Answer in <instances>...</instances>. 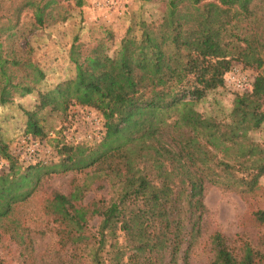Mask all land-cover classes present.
Segmentation results:
<instances>
[{
  "label": "trees",
  "instance_id": "obj_1",
  "mask_svg": "<svg viewBox=\"0 0 264 264\" xmlns=\"http://www.w3.org/2000/svg\"><path fill=\"white\" fill-rule=\"evenodd\" d=\"M70 17L71 4L60 0H0V106L44 83L32 38ZM69 58L75 75L40 90L25 110V135L45 140V110L67 116L81 106L104 117V136L96 146L63 144L53 166H24L0 126V155L9 162L0 175V242L6 235L31 249L33 229L22 212L44 178L94 169L107 180L108 196L77 206L55 194L68 204L60 245L70 247L74 261L191 264L208 186L254 191L264 176V143L251 136L264 124L251 103V96L264 97V0H169L163 16L128 29L112 58L79 38ZM235 62L257 73L251 91L237 93L224 120L201 113L197 105L225 86ZM126 87L137 97H122L129 108L120 111L114 90L126 96ZM255 215L264 223V211ZM209 245L210 264H264V253L249 240L235 245L217 231Z\"/></svg>",
  "mask_w": 264,
  "mask_h": 264
},
{
  "label": "rangeland",
  "instance_id": "obj_2",
  "mask_svg": "<svg viewBox=\"0 0 264 264\" xmlns=\"http://www.w3.org/2000/svg\"><path fill=\"white\" fill-rule=\"evenodd\" d=\"M60 1L71 4V17L66 22L40 30L32 38L37 59L46 71V80L33 94L18 96L13 103L0 106V126L4 137L24 166L38 162L53 166L60 161L59 149L63 144L96 146L104 136V117L93 108L81 106L71 107L67 116L45 110L44 123L49 132L45 140L25 135V110L38 102L40 90L51 89L75 75V66L69 58L75 39L100 44L104 53L112 58L128 29L141 20L152 21L163 16L169 0H124L115 8L100 6L99 0ZM212 30L218 33L217 26ZM232 68L248 74L252 80L256 78L257 73L243 63L235 62ZM126 90V96L122 91L114 90L120 111L129 108L122 97L134 100L137 97L134 87H126ZM237 93L225 83L224 87L200 102L197 109L207 116L224 120ZM251 103L264 113V97L251 96ZM251 136L264 143V124ZM34 150L36 158L32 159ZM8 169L9 162L0 155V175ZM102 184L105 187H101ZM109 191L107 180L97 177L94 169L54 172L46 176L22 212L24 220L33 229L34 245L26 250L5 235L0 242V261L4 264H80L72 259L69 246L60 245L67 232L63 217L68 204L55 199V194L67 195L77 206H84L109 194ZM206 206L203 235L190 253L191 264L211 263L215 254L209 245L210 236L217 231L224 233L232 244H239L241 239L249 240L264 253V223L255 215L257 211H264V176L254 191L210 184L206 191Z\"/></svg>",
  "mask_w": 264,
  "mask_h": 264
},
{
  "label": "built area",
  "instance_id": "obj_3",
  "mask_svg": "<svg viewBox=\"0 0 264 264\" xmlns=\"http://www.w3.org/2000/svg\"><path fill=\"white\" fill-rule=\"evenodd\" d=\"M124 0H99L98 5L104 6L107 8H115ZM227 85L233 87L236 91L240 93H245L251 91L253 87L254 80L250 78L248 74L241 72V70L237 68H232L227 76L226 82ZM32 159H35V150L31 155Z\"/></svg>",
  "mask_w": 264,
  "mask_h": 264
}]
</instances>
